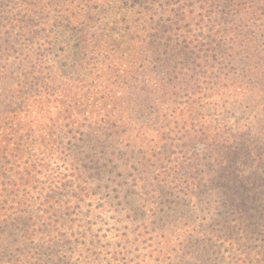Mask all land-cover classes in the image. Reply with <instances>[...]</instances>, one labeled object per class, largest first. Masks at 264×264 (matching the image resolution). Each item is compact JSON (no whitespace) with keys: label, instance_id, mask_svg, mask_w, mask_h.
<instances>
[{"label":"trees","instance_id":"trees-1","mask_svg":"<svg viewBox=\"0 0 264 264\" xmlns=\"http://www.w3.org/2000/svg\"><path fill=\"white\" fill-rule=\"evenodd\" d=\"M18 3L14 40L0 46V206L49 197L25 190L38 176L84 175L89 162L100 174L102 159L134 158V145L143 159L151 130L137 115L147 110L169 126L151 134L160 144L148 154L171 159L155 169L173 171L174 183L187 143L202 145L204 165L221 170L228 159L253 156L264 177V0ZM182 98L191 112L173 104ZM231 105L246 115L232 121ZM196 118L204 126L184 130ZM67 159L78 166H63Z\"/></svg>","mask_w":264,"mask_h":264},{"label":"rangeland","instance_id":"rangeland-1","mask_svg":"<svg viewBox=\"0 0 264 264\" xmlns=\"http://www.w3.org/2000/svg\"><path fill=\"white\" fill-rule=\"evenodd\" d=\"M19 1L0 0L3 49L14 40L12 16L22 9ZM190 103L183 100L173 104L185 105L183 113H188ZM229 107L231 115L234 112L232 121L246 115L244 110ZM137 116L143 126L145 120L150 123L151 134L169 129L161 127L160 119L155 123L157 117L149 110ZM174 116L180 119L178 111ZM199 119L190 121L184 130L202 128ZM225 130L228 138L232 128L229 125ZM151 134L144 140L141 160L137 151L143 149L134 145L128 147V151H135L134 158L121 160L107 155L102 159L100 174L98 166L89 162L92 167L84 175L67 170L38 176L39 181L26 184L25 190L30 189L34 198L38 197L35 189L49 197H39L34 206H0V264L264 261V177L253 170V156L246 155L237 162L238 158L228 159L223 163L225 170H221L219 164L204 165L202 145L190 148L187 143L181 152L184 157L176 159L182 163L176 184L170 176L173 171L160 174L155 169L172 162L169 157L156 162L155 156H149L150 149L153 154L160 144L155 145ZM188 150L193 152V159L188 157ZM61 163L78 166L76 159ZM235 166H242L243 173H237ZM48 186L53 191H48Z\"/></svg>","mask_w":264,"mask_h":264}]
</instances>
